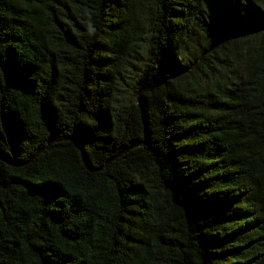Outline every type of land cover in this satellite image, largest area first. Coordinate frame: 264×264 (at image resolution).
I'll use <instances>...</instances> for the list:
<instances>
[{
  "label": "trees",
  "instance_id": "obj_1",
  "mask_svg": "<svg viewBox=\"0 0 264 264\" xmlns=\"http://www.w3.org/2000/svg\"><path fill=\"white\" fill-rule=\"evenodd\" d=\"M0 264H264V0H0Z\"/></svg>",
  "mask_w": 264,
  "mask_h": 264
},
{
  "label": "water",
  "instance_id": "obj_2",
  "mask_svg": "<svg viewBox=\"0 0 264 264\" xmlns=\"http://www.w3.org/2000/svg\"><path fill=\"white\" fill-rule=\"evenodd\" d=\"M156 80L155 79H149V80H147V81H145V86H147V85H150V84H152V83H154ZM79 149L81 150V147L79 146Z\"/></svg>",
  "mask_w": 264,
  "mask_h": 264
}]
</instances>
